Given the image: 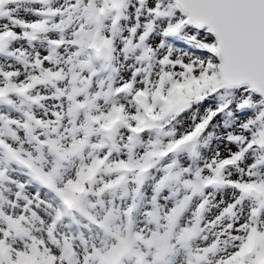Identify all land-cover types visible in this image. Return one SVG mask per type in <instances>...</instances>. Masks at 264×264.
<instances>
[{
  "label": "snow or ice",
  "instance_id": "6c2138e0",
  "mask_svg": "<svg viewBox=\"0 0 264 264\" xmlns=\"http://www.w3.org/2000/svg\"><path fill=\"white\" fill-rule=\"evenodd\" d=\"M0 264H264V0H0Z\"/></svg>",
  "mask_w": 264,
  "mask_h": 264
}]
</instances>
